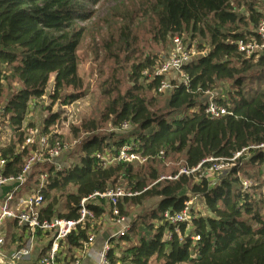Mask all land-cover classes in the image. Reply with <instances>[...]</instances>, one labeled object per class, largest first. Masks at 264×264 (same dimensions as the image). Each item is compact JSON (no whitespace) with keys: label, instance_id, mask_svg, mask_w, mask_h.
<instances>
[{"label":"trees","instance_id":"obj_1","mask_svg":"<svg viewBox=\"0 0 264 264\" xmlns=\"http://www.w3.org/2000/svg\"><path fill=\"white\" fill-rule=\"evenodd\" d=\"M101 1L0 0V109L11 133L8 142L0 146L5 176L19 173L31 150L23 148L24 130L33 128L26 124V116L30 105L43 99L50 78L53 76L52 104L68 105L82 99L81 92L70 93L82 88L78 49L85 29L80 24L94 16L86 7ZM233 1L239 0H154L155 39L165 42L188 29L207 36L209 51L182 70L189 79L188 88L176 87L160 104L151 95L159 80L144 75L153 71L156 57L147 55L132 62L129 86L121 89L120 81L111 79L100 89L106 101L102 120L118 130L128 123L135 127L134 132L127 138L97 135V122L85 121L74 129L84 135L78 142L77 162L62 172L48 170L40 210L43 219H76L82 198L112 187L134 195L119 201L117 208L123 216L124 203L138 205L159 199L154 210L130 220V231L119 240L129 244L118 247L115 243L108 253L110 264H264V207L259 192L264 181L257 184L264 175V152L248 150L238 160L242 164L221 176L213 187L206 179L195 183L185 176L159 181L180 168L162 174L167 159L181 156V166L192 168L210 157L228 159L264 143V53L256 59L238 53L237 42L256 34L255 30L249 36L240 31L239 26L248 23L233 11ZM248 10L256 29L260 15L250 7ZM249 80L263 85L248 88ZM217 83L230 86L221 103L231 115L212 120L204 114L200 100ZM57 119L56 114H50L39 128L41 135H50V147L63 143L51 132ZM128 141L146 163L140 167L114 163L103 168L96 155H117ZM236 172L243 179L254 180V187L242 192ZM189 194L203 200L208 215L193 216L190 231L186 233L185 225H180L177 234L162 220V214L181 212ZM103 203L90 207L95 221L109 213ZM89 231L91 223L87 222L68 236L66 257L81 248ZM192 236L199 240L193 241ZM16 242L19 248L24 246L22 239L12 235L9 243Z\"/></svg>","mask_w":264,"mask_h":264},{"label":"built area","instance_id":"obj_2","mask_svg":"<svg viewBox=\"0 0 264 264\" xmlns=\"http://www.w3.org/2000/svg\"><path fill=\"white\" fill-rule=\"evenodd\" d=\"M255 34V37L237 42V51L245 59H256L264 53V19L258 22ZM169 39L171 45L169 55L154 66L151 75V79L159 80L156 89L159 95L170 94L176 87L187 89L189 79L183 73V68L205 55V53H201L198 57H195V52L184 47L179 36H171ZM172 73L179 74V81L174 82L167 79ZM225 99L226 95H221L217 90L206 91L202 95L200 106L208 118L212 120L220 119L231 115V112L221 103ZM191 111H194V109ZM3 124L7 126V119L2 116V109H0V130ZM129 128L130 125L124 123L120 130L126 131ZM7 129L9 130L8 126ZM24 134L23 148L31 150L20 172L15 176H5L3 174L4 161L0 160V188L8 187L0 206V225L5 221H13L17 229L23 230L31 240L36 238L45 239L46 246L40 254V264H80L84 254L89 253L93 255L95 264H110L108 253L114 248V241L118 242L131 229L130 220L119 213L117 205L122 198L134 195L120 187H112L105 192H94L82 198L77 206L76 219L59 217L43 219L40 216V210L43 208V189L48 177V170L52 169L53 173H57L68 168L70 165L66 164V155L71 151V147L67 143L50 147V135H41L39 128H26ZM136 148L132 141H128L118 150L117 155H96V158L103 168L114 163L143 165L147 159L139 155ZM248 150L264 152V143L242 149L228 159L210 157L192 168L181 166L175 175L161 176L159 181H174L180 176H185L192 177L195 183H200L201 180L206 179L209 186L213 187L218 184L221 176L228 174L237 165L242 164H238V160L242 155H246ZM161 155L162 153H160ZM262 167L264 168V162ZM236 177L239 179L241 191L248 192L252 186L251 181L243 179L239 172H236ZM29 184H32L30 189ZM26 189L29 190V195L21 199L20 194ZM101 202H105L109 207L108 215L111 218L115 232L107 237L99 251L93 252L89 246L101 234L97 232V229H93L97 221H95L94 213L90 207L100 205ZM13 205L15 208H13ZM191 208L192 200H189L185 203L181 212H164L162 220L172 226L177 234L180 225H185L186 232H188L191 229ZM87 222L91 223V231H89L86 241L80 249L74 251L72 257H66V239L73 232H76L78 227L82 228ZM192 240L198 241L199 237L192 236ZM1 243L2 240H0ZM25 244L13 252L12 262L22 261L30 256L31 248L28 245L25 246ZM2 259L3 257L0 255V261Z\"/></svg>","mask_w":264,"mask_h":264},{"label":"rangeland","instance_id":"obj_3","mask_svg":"<svg viewBox=\"0 0 264 264\" xmlns=\"http://www.w3.org/2000/svg\"><path fill=\"white\" fill-rule=\"evenodd\" d=\"M154 0H102L98 5H88L87 11L93 12V18L80 26L85 29L84 37L78 49V75L82 81V88L79 91L70 90V93H82V99L68 105H62L59 102L51 103L49 95L52 91L53 76L50 78L46 87L45 95L40 101L30 105L26 116V124L32 125L34 128H41L43 121L50 114H56L58 119L51 128L52 134L59 137L61 142L67 143L71 147V151L66 155V164L69 166L77 162V146L78 142L84 136L82 132L74 133V129H79L83 122L94 119L99 127L97 135L113 134L115 137H129L134 132L135 127L122 131L113 129L109 121H103L101 115L104 111L106 101L101 95L102 83L118 79L120 88L129 86L127 75L132 62L139 61L147 55L156 57L155 65L165 59L170 52V39L160 41L155 39L156 16L153 11ZM233 11L246 19V26L240 25V31L249 36L255 28L250 22L249 7L253 13H258L260 19H264V0H239L232 2ZM249 33V34H248ZM184 47L195 52V57L201 53H207L210 49L207 42V36H201L199 33L184 30L179 36ZM170 38V37H169ZM144 75L151 77L152 72H144ZM250 77L251 75L248 74ZM168 80L177 82L180 79L179 74L172 73L167 77ZM248 88L256 89L259 85H263L257 81L249 80ZM228 83H217L214 90L225 96L229 91ZM10 92H7L4 101L8 98ZM160 104L164 103L168 94L159 95L156 91L151 94ZM3 101V102H4ZM10 132L5 124L0 130V140L6 141ZM183 158L181 156L167 159L165 169L161 168L162 174H169L175 168L181 167ZM140 167L141 165H134ZM166 176V175H165ZM250 181V180H249ZM264 181V175L259 176V182ZM254 187V180L251 181ZM259 192L263 199L264 207V186H259ZM192 200L191 216L208 215L203 200L200 197L188 195ZM103 203V202H102ZM159 203L158 198L143 201L138 205L124 203L122 209L125 217L129 220H136L147 215L154 210ZM63 205L60 203L59 211L64 212ZM105 209L107 205H104ZM97 232H108L113 234L115 228L111 222V218L107 214L101 220L96 222ZM189 232V231H188ZM186 232V233H188ZM134 240V238H131ZM118 247H124L129 242H117ZM113 243V244H114ZM116 244V245H117ZM115 247V244L113 245Z\"/></svg>","mask_w":264,"mask_h":264},{"label":"crops","instance_id":"obj_4","mask_svg":"<svg viewBox=\"0 0 264 264\" xmlns=\"http://www.w3.org/2000/svg\"><path fill=\"white\" fill-rule=\"evenodd\" d=\"M11 133L9 134L6 141L0 140V146H4L9 138ZM29 189L32 188V184H29ZM8 191V187H2L0 188V206L4 199L5 194ZM29 195V190L26 189L20 194V198H26ZM13 208L14 205H13ZM190 231V230H189ZM12 235H15L16 238L22 239L25 246L28 245L31 248L30 256L26 259H23L22 261L18 262H12L11 256L13 252L20 249L18 247V242L15 243H9L10 238ZM110 233L103 232L101 233V236H97L94 243H92L89 247L93 252L99 251L102 246L103 242L109 237ZM105 236V237H104ZM0 240H2V243L0 244V255L3 257L2 261H0V264H40L39 263V257L41 252L44 250L46 246V241L43 238H36L31 240L30 237L23 231L17 229L15 226V223L13 221H5L2 225H0ZM16 240V239H15ZM80 264H95L94 257L92 254H84V256L81 259Z\"/></svg>","mask_w":264,"mask_h":264},{"label":"water","instance_id":"obj_5","mask_svg":"<svg viewBox=\"0 0 264 264\" xmlns=\"http://www.w3.org/2000/svg\"><path fill=\"white\" fill-rule=\"evenodd\" d=\"M105 237V236H104Z\"/></svg>","mask_w":264,"mask_h":264}]
</instances>
